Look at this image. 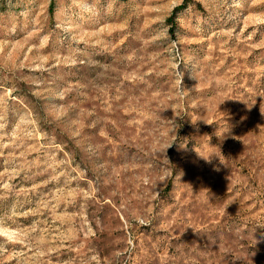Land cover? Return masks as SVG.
<instances>
[{"label": "rangeland", "instance_id": "obj_1", "mask_svg": "<svg viewBox=\"0 0 264 264\" xmlns=\"http://www.w3.org/2000/svg\"><path fill=\"white\" fill-rule=\"evenodd\" d=\"M0 264H264V0H0Z\"/></svg>", "mask_w": 264, "mask_h": 264}, {"label": "clouds", "instance_id": "obj_2", "mask_svg": "<svg viewBox=\"0 0 264 264\" xmlns=\"http://www.w3.org/2000/svg\"><path fill=\"white\" fill-rule=\"evenodd\" d=\"M205 122H206V121H205ZM206 123H208V122H206ZM208 124H209V123H208ZM170 146H171V145H170ZM170 146H167V148L170 147ZM167 148H166V149H167ZM198 155H199V154H198ZM199 156H200V155H199ZM211 156H212V155H211ZM211 156H210L209 158H207V159L204 158V157H202V156H200V157H202L203 159H205L206 161H208V160H210Z\"/></svg>", "mask_w": 264, "mask_h": 264}]
</instances>
